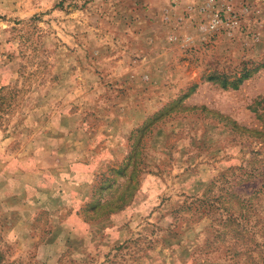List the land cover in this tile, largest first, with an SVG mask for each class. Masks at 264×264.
Wrapping results in <instances>:
<instances>
[{"label": "rangeland", "instance_id": "rangeland-1", "mask_svg": "<svg viewBox=\"0 0 264 264\" xmlns=\"http://www.w3.org/2000/svg\"><path fill=\"white\" fill-rule=\"evenodd\" d=\"M0 264H264V0H0Z\"/></svg>", "mask_w": 264, "mask_h": 264}]
</instances>
